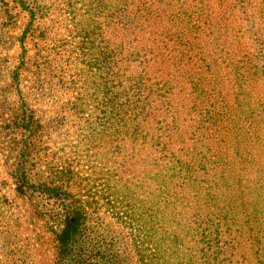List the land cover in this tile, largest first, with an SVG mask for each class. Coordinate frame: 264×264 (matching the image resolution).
Wrapping results in <instances>:
<instances>
[{
  "label": "rangeland",
  "instance_id": "obj_1",
  "mask_svg": "<svg viewBox=\"0 0 264 264\" xmlns=\"http://www.w3.org/2000/svg\"><path fill=\"white\" fill-rule=\"evenodd\" d=\"M165 1L192 11L190 0ZM197 1L205 10L214 0ZM225 1L233 28L239 12L231 11V0ZM108 3L26 0V10L15 0H0V264H53L55 224L61 212L57 204L63 196L80 201L91 216L100 217L110 234L121 238L127 249L134 251L140 237L143 256L150 255L160 229L163 235L177 230L183 243L180 235L174 245L165 241L170 245L171 260L190 262L182 256V248H189L190 237L183 235L192 233L186 216L193 211L200 212L202 218L208 216L198 204L191 208L190 202L196 203L197 195H184L188 207L180 209L181 220L176 227H168L165 220L160 225L153 172L149 175L152 178H144L137 145L127 148V136L110 135L105 130L108 90L121 93L122 89L125 45L121 29H112L111 34ZM245 9H249L246 2ZM225 19L221 15L217 18ZM201 21H208L205 13ZM110 50L115 53L112 70ZM245 71L250 81L241 103L248 102L249 107L237 113L241 120L250 110L251 135L243 145L252 153L249 164L241 165L243 157L238 155L227 175L229 187L220 184L221 194L213 191L211 198L203 188L210 177L200 170L202 183L195 185V190L209 199L207 209L217 215L221 211L224 223L231 227L230 231L221 228L219 236L229 241L233 264H243L244 255L249 259L246 264H264V154L257 153L264 141V84L252 67ZM22 100L26 113L38 122L39 131L33 136L28 131L15 132L13 123L17 111L21 112L18 108ZM252 127L258 129L253 132ZM20 157L34 186V193L30 189L27 196L16 191L10 175ZM151 165L149 162L145 168L151 170ZM53 188L60 189L61 196L53 194ZM50 205L56 216L53 228L44 215ZM131 231L135 234L133 242ZM132 254L133 264H141L138 255Z\"/></svg>",
  "mask_w": 264,
  "mask_h": 264
},
{
  "label": "trees",
  "instance_id": "obj_2",
  "mask_svg": "<svg viewBox=\"0 0 264 264\" xmlns=\"http://www.w3.org/2000/svg\"><path fill=\"white\" fill-rule=\"evenodd\" d=\"M15 1L27 10L26 0ZM231 1V11L239 12L233 28L225 0H214L210 9L205 10L199 1L190 0L191 12L164 0H109L108 3L111 34L112 29H121L125 45L122 89L121 93L113 88L108 90L105 130L110 135L127 136L124 144L127 148L133 143L137 145L144 178H152L149 175L153 172L160 225L165 220L168 227H176L181 220L180 209L188 207L183 202L184 195H197L196 203L190 202L191 208L198 204L208 216L202 218L198 211L186 216L192 233L183 235L190 237L189 248H182V256L188 257V264H233L231 250L227 248L229 241L219 236L221 228L230 231L231 227L224 223L221 211L217 215L207 209L209 199L203 198L195 185L202 183L198 176L202 170L210 177L203 186L209 197L213 191L221 194L220 184L229 187L227 175L238 155L243 157L241 165L249 162L252 153L243 145L251 135L250 110H246L241 120L237 113L249 107L248 102L241 103L250 81L245 70L252 67L253 73L261 77V85L264 84V0ZM204 13L207 22L201 21ZM220 15L226 19L218 21ZM114 56V50H110V67ZM114 86L111 79V87ZM18 109L21 112L15 115V132L28 131L29 135H35L39 131L38 122L26 113L23 100ZM255 129L258 128L252 127L253 132ZM261 129L264 136V124ZM260 145L256 152L264 154V141ZM19 160L10 175L16 191L27 196L34 186L24 159ZM149 162L151 170L145 168ZM56 188L53 194L61 196V190ZM178 204L181 206L177 207ZM57 205L61 210L57 224L53 205L44 210L49 226L56 227L53 264H133V252L141 264H185L183 260L177 263L176 258L175 263L171 260L170 245L165 242L174 245L180 235L183 243L177 230L163 235L160 229L147 257L141 253L140 237L134 251L127 249L122 244L124 241L110 234L100 217L91 216L80 201L63 196ZM243 257L246 264L249 259Z\"/></svg>",
  "mask_w": 264,
  "mask_h": 264
}]
</instances>
